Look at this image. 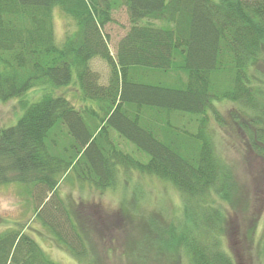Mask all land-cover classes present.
Segmentation results:
<instances>
[{
    "label": "trees",
    "instance_id": "obj_1",
    "mask_svg": "<svg viewBox=\"0 0 264 264\" xmlns=\"http://www.w3.org/2000/svg\"><path fill=\"white\" fill-rule=\"evenodd\" d=\"M55 9L75 26L61 42ZM120 9L129 28L113 57L104 28ZM263 43L264 0H0V101L43 89L22 104L14 125L0 128V185L27 188L37 198V221L86 260L63 216H41L49 204H61L60 181L73 170L77 182L104 190L116 185L119 169L155 176L188 202L184 217L193 224L172 233L175 248L191 264H237L221 245L220 209L205 204L212 196L230 201L236 190L207 127L215 102L242 106L251 114L253 151L264 156V96L250 74ZM94 58L110 68L106 86L90 69ZM72 83L81 107L52 92ZM172 114L188 116L195 130L173 123ZM111 130L147 161L117 148ZM24 231L20 225L0 234V264H56Z\"/></svg>",
    "mask_w": 264,
    "mask_h": 264
},
{
    "label": "rangeland",
    "instance_id": "obj_2",
    "mask_svg": "<svg viewBox=\"0 0 264 264\" xmlns=\"http://www.w3.org/2000/svg\"><path fill=\"white\" fill-rule=\"evenodd\" d=\"M74 27L58 9L53 11V30L58 42ZM128 28L125 9L114 12L111 23L104 28L111 56L114 57L116 45ZM90 69L97 74L99 85L106 86L110 74L107 63L94 58ZM250 74L254 78L253 86L264 96V43ZM173 77L169 75L171 81ZM52 92L66 96L76 107L84 104L75 83ZM42 93V88H33L20 99L0 101V128L14 125L22 115V104L39 99ZM213 110L215 114H209L208 132L217 155L232 171L236 190L230 201L212 196L206 198L205 204L220 209L223 221L219 238L234 261L264 264V156L253 151L251 146V114L228 100L215 102ZM171 116H176L172 118L173 123L186 124L189 130H195V123L188 121V116ZM213 116H218V121ZM110 135L121 151L141 162L147 161V155L131 142L113 130ZM118 171L113 188L98 190L77 182L78 177L71 170L57 187L60 199L57 201L61 204L57 208L53 202L41 214L46 220L55 216L54 220L61 218L62 222L63 216L65 227L67 224L74 227L73 235L85 247L88 261L75 258L67 246L58 243L37 221L34 215L37 198L32 200L27 188L20 184L0 185V234L25 226L27 236L56 264H191L181 247L177 249L173 244V234L179 233V225L184 227L180 228L184 233L193 224L189 220L186 223L184 217L188 205L185 197L155 176L134 170Z\"/></svg>",
    "mask_w": 264,
    "mask_h": 264
}]
</instances>
